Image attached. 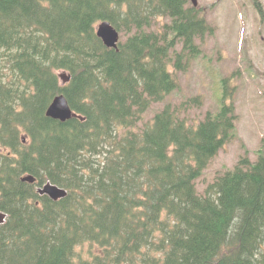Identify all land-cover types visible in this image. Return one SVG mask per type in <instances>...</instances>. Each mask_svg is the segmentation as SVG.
Listing matches in <instances>:
<instances>
[{
    "label": "trees",
    "instance_id": "1",
    "mask_svg": "<svg viewBox=\"0 0 264 264\" xmlns=\"http://www.w3.org/2000/svg\"><path fill=\"white\" fill-rule=\"evenodd\" d=\"M214 34L191 0H0V264H264V150L196 189L237 138L226 94L198 122L195 98L140 126ZM62 94L66 122L46 116ZM47 182L68 195H40Z\"/></svg>",
    "mask_w": 264,
    "mask_h": 264
},
{
    "label": "rangeland",
    "instance_id": "2",
    "mask_svg": "<svg viewBox=\"0 0 264 264\" xmlns=\"http://www.w3.org/2000/svg\"><path fill=\"white\" fill-rule=\"evenodd\" d=\"M198 1L215 34L196 42L202 54L188 71L179 72V90L154 104L140 126L166 103L178 105L195 98L202 106H194L187 114L189 121L198 122L207 111L216 112L226 94L225 101L235 105L237 138L220 150L196 180L198 193L204 194L215 177L234 169L245 152L255 162L258 151L264 150V0ZM120 37L126 41L124 33ZM233 87L236 91L230 100ZM89 249L85 245L78 252L87 256Z\"/></svg>",
    "mask_w": 264,
    "mask_h": 264
},
{
    "label": "water",
    "instance_id": "3",
    "mask_svg": "<svg viewBox=\"0 0 264 264\" xmlns=\"http://www.w3.org/2000/svg\"><path fill=\"white\" fill-rule=\"evenodd\" d=\"M194 6L198 5V0H192ZM97 36L103 41L104 45L108 48L118 49V43L120 39L119 32L112 26L108 21L102 22L97 28ZM58 78L63 86L67 85L71 79L72 75L66 71H59ZM46 116L58 120L60 122H66L67 120L77 117V115L72 111L66 97L62 94L55 97L52 103L49 105ZM25 141V138H23ZM23 182L34 183L35 178L33 176H25L22 178ZM38 193L41 195H48L53 201H58L66 197L67 192L64 189L52 185L51 183L45 184L43 187L38 189ZM6 214L0 212V223H3L6 218Z\"/></svg>",
    "mask_w": 264,
    "mask_h": 264
},
{
    "label": "bare ground",
    "instance_id": "4",
    "mask_svg": "<svg viewBox=\"0 0 264 264\" xmlns=\"http://www.w3.org/2000/svg\"><path fill=\"white\" fill-rule=\"evenodd\" d=\"M209 145V144H208ZM44 154V153H43ZM69 154V153H68ZM67 157V156H66ZM161 159V158H160ZM151 165V164H150ZM71 170V169H70ZM114 178V177H113ZM117 179V178H116Z\"/></svg>",
    "mask_w": 264,
    "mask_h": 264
}]
</instances>
